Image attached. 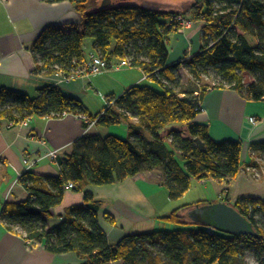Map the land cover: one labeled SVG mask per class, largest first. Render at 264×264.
<instances>
[{
    "label": "trees",
    "instance_id": "16d2710c",
    "mask_svg": "<svg viewBox=\"0 0 264 264\" xmlns=\"http://www.w3.org/2000/svg\"><path fill=\"white\" fill-rule=\"evenodd\" d=\"M45 1H69L81 16V24L80 29L64 25L43 30L31 47L34 73L74 76L85 67L83 42L91 39V54L105 60L107 69L113 60H126L129 67L142 71L147 81L110 99L103 112L96 114L55 85L37 89L35 97L0 87V129L32 117L56 119L66 114L97 119L94 125L98 127L136 119L127 123V138L91 134L76 140L70 154L56 158L57 176L24 172L18 184L27 198L4 203L0 212L4 229L26 243H39L51 254L74 253L83 264H245L246 252L252 254L256 264H264L261 199L222 201L248 221L253 234L231 236L193 223L185 211L208 204L203 201L183 205L162 217L160 220L170 229L131 234L112 244L97 221L102 201L83 192L87 185H110L150 171L161 173L171 200L182 198L193 179L230 186L240 172L242 142H215L210 138L208 128L194 121L209 88L179 92L177 73L183 65L193 80H199L214 70L218 81L211 89H230L249 101L264 100V0H194L183 14L145 9L123 0L91 12L86 9L89 0ZM178 15L204 23L202 43L189 61L168 66V37L178 28L174 20L168 23ZM244 73L253 76L250 84L243 82ZM111 101L112 109L108 106ZM196 140L205 144L204 152ZM250 149L264 155V142L252 143ZM69 183L73 192H83V203L66 208L59 216L61 221L48 228L50 210L62 203ZM104 219L115 225L110 215L104 214ZM147 243L160 247L164 262Z\"/></svg>",
    "mask_w": 264,
    "mask_h": 264
},
{
    "label": "crops",
    "instance_id": "0c3cea01",
    "mask_svg": "<svg viewBox=\"0 0 264 264\" xmlns=\"http://www.w3.org/2000/svg\"><path fill=\"white\" fill-rule=\"evenodd\" d=\"M163 1H169L175 8H179L188 0ZM86 9L88 10L87 6ZM80 24L81 16L69 1L49 4L45 0H0V87L35 97L37 89L55 85L65 96L82 101L87 110L94 114L90 110L93 108V102H87L88 107L85 105L89 96L86 92L87 85L103 93L102 98L108 101L104 106L106 107L110 99L119 97L129 87L146 83L144 74L136 68H133L137 72L136 77L122 85L121 81H112L107 78L108 76L106 79L98 78L97 76L106 74V71L118 72L128 67H118L119 65L113 63L114 60L109 69L91 76L93 79L89 77L88 80L78 77L56 84L53 82L56 77L54 74L34 73L36 64L31 47L43 30L49 26L64 25H75L80 29ZM203 27V22H193L183 33H174L168 37V66L177 62L185 63L200 51ZM91 51L90 49L87 51L86 61L89 60ZM183 68L182 65L179 70ZM104 107L101 109L96 107L94 110L96 113H102ZM250 118H256L258 124H252ZM194 121L205 125L210 138L215 142L238 140L242 142L241 168L238 176L230 186L213 180H206L203 183L199 181L202 187L200 196L204 198L200 202L215 203L227 199L234 203L241 197L264 201V155L250 149L252 143L264 142V100L249 101L230 89L209 88L205 91L201 111ZM128 122L135 123L136 119L130 118ZM128 122L121 123L125 127L124 138L128 137ZM91 134L102 137L115 135L111 132V126L93 125L86 129L82 121L71 114L56 119L32 117L26 125L19 124L0 129V212L5 202L18 203L27 198L26 191L18 182L12 185L17 174L23 171L25 158L35 162L31 168L35 174L57 176L59 174L57 162L44 155L53 150L58 151L57 157L68 155L76 140ZM163 187L161 173L150 171L141 172L110 185H87L83 192H88L95 199L102 201L97 221L109 242L113 244L131 234L150 233L157 231V228H165V222L160 220L169 215V209L166 211L165 207L168 205L169 208L171 203H177L179 199L178 201L169 199L166 191L165 207L157 206L154 201L156 189ZM217 187L221 190L218 191ZM191 189L192 181L189 191L182 198L189 195ZM83 192L66 189L62 203L50 210L51 216L46 220L47 227L51 228L58 224L61 221L59 216L66 208L82 204ZM213 194L216 195V199H212ZM104 214L110 215L115 225L108 223L104 219ZM83 263L84 261L74 253L54 255L47 252L39 243H26L20 237L8 233L0 223V264ZM110 264L123 263L116 261Z\"/></svg>",
    "mask_w": 264,
    "mask_h": 264
},
{
    "label": "rangeland",
    "instance_id": "374dc122",
    "mask_svg": "<svg viewBox=\"0 0 264 264\" xmlns=\"http://www.w3.org/2000/svg\"><path fill=\"white\" fill-rule=\"evenodd\" d=\"M103 1V0H102ZM102 1H97V0H89V2L87 3V8L88 10L94 11L96 9L99 8V6L102 4ZM124 3L126 4H131L134 6H138L141 8H145V9H151V10H155V11H160L163 13H171V12H177L180 14H183L186 12V10L194 3V0H188L187 2H184V4L182 5V7L179 8H175L173 5H171L169 3V1L164 2L163 0H123ZM84 50L87 51L92 48V40L91 39H85L84 40ZM120 61L119 60H114L113 63L116 64L117 66L119 64H117ZM115 66V65H114ZM106 74L97 76L98 78H110L112 81H116L119 80L121 81L120 84H125L130 82L131 80H133L136 77L137 72L135 71V69L130 68L129 66L126 67L124 70L121 71H114V70H109V72H105ZM216 73L214 72V70H210L208 72L207 76H203L201 77L199 80H193L191 78V76L188 74L187 70L185 68L179 70V72L177 73V77H178V91L179 92H189V91H199L201 88L203 87H207L210 88L212 87L215 83H217L218 79L217 76L215 75ZM90 75V78H92ZM243 76V82L245 84H250L253 81V76L249 75L247 73L242 74ZM94 78V77H93ZM92 78V79H93ZM108 81V79H107ZM119 86V85H118ZM120 87V86H119ZM88 92L89 96L88 99H86L85 105L88 107V105L86 104L89 101L93 102V108H90L92 113H96V110H94L96 107H100L99 109H101V107H104L106 105V101L105 98H102V92H100L98 89H93L92 86H88ZM107 100V99H106ZM111 108H114V103H111L108 105ZM111 132L115 135H118L120 137H123V135H125V127L121 124L118 125H113L111 126ZM34 166V165H33ZM33 166L31 168H33ZM31 168L29 170H31ZM204 182V181H203ZM202 182V183H203ZM208 186V185H207ZM194 187V189H193ZM218 191L221 190L220 187H217ZM223 188V186H222ZM202 187H200L199 185V181L197 180H192V191L190 190L189 195H187L185 198H180L179 201L177 203H171V205H168L165 207L166 205V198L164 197V195L166 194V189H164V187L162 189H156V196L154 197V201L157 204V206L161 207H165V209H167L166 211H168L169 209V214L170 211H172V209H175L176 207H180L181 205H194V203H200V201L204 198H201V192H202ZM214 195V194H213ZM212 199H216V195L212 196ZM176 201V200H175ZM168 202H174V201H168ZM165 224V225H164ZM163 225L165 226L164 230L170 229V226L167 225L166 223H164ZM190 229H194V227H190ZM156 230H163V228H157ZM148 244V243H147ZM151 249H153L154 253L158 255V258L162 260V262H164L163 258L159 255L160 252V247L158 245H154L151 246L150 244H148ZM244 262L245 264H256L255 260L252 257L251 253L246 252L245 256H244ZM155 264H160L159 261L155 262Z\"/></svg>",
    "mask_w": 264,
    "mask_h": 264
},
{
    "label": "water",
    "instance_id": "95a60500",
    "mask_svg": "<svg viewBox=\"0 0 264 264\" xmlns=\"http://www.w3.org/2000/svg\"><path fill=\"white\" fill-rule=\"evenodd\" d=\"M115 3L117 0H103L98 9H105ZM196 143L200 151L206 150L203 142L196 140ZM186 215L195 224L207 226L231 236L253 234L248 221L233 206L222 201L195 206L187 211Z\"/></svg>",
    "mask_w": 264,
    "mask_h": 264
},
{
    "label": "built area",
    "instance_id": "2783aa9c",
    "mask_svg": "<svg viewBox=\"0 0 264 264\" xmlns=\"http://www.w3.org/2000/svg\"><path fill=\"white\" fill-rule=\"evenodd\" d=\"M172 20H174L178 24L177 33H183L186 29L190 28L192 26V24H193L192 21H190L187 18L182 17L180 15L173 16L170 19V22L168 23V25H170ZM123 66H128V62L126 60L121 61L118 67H123ZM106 69H107V65H106L105 60H103L97 54H90L89 60L85 63V67L79 68L77 70V73L74 76L66 77V76H64L61 73H55L54 76H56V77L54 78L53 82L56 83V84L57 83L60 84L61 82L70 81V80L78 78V77L88 80L90 75L99 74L100 72L105 71ZM57 78L59 80H57ZM145 78H146V76H144V79ZM195 96H197V93H195ZM113 102L114 101H111L110 104L113 103ZM77 117L82 121L83 124H87L86 129L92 127L95 124L96 120H97L96 119V120L90 121L87 118V116H85V115H78ZM28 121H29V119L25 120L24 122H22V125H26ZM250 122L252 124H258V120L256 118H250ZM57 156H58V151L57 150L49 151V152H47L44 155V157H46V158H48V159H50L52 161H55ZM34 164H35L34 161L30 160L29 158H25L23 160V165H24L23 171L17 174V177L15 178L14 182L12 183V185L16 184L18 182V179L21 177V175L24 172H26L27 170H29ZM67 189L72 190L73 189V185L71 183H69L67 185ZM10 192H11V188L9 190V193ZM9 193H8V195H9Z\"/></svg>",
    "mask_w": 264,
    "mask_h": 264
}]
</instances>
